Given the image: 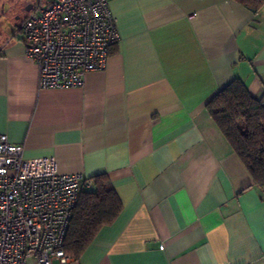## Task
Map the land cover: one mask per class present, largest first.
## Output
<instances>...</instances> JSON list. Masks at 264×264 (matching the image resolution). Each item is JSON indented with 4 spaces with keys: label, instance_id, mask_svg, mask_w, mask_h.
Returning <instances> with one entry per match:
<instances>
[{
    "label": "crops",
    "instance_id": "obj_1",
    "mask_svg": "<svg viewBox=\"0 0 264 264\" xmlns=\"http://www.w3.org/2000/svg\"><path fill=\"white\" fill-rule=\"evenodd\" d=\"M8 3L0 134L60 173H104L121 202L64 264H264V192L206 110L236 78L264 96V1L109 0L119 40L106 68L53 89L38 88L20 32L36 2L15 16Z\"/></svg>",
    "mask_w": 264,
    "mask_h": 264
},
{
    "label": "built area",
    "instance_id": "obj_2",
    "mask_svg": "<svg viewBox=\"0 0 264 264\" xmlns=\"http://www.w3.org/2000/svg\"><path fill=\"white\" fill-rule=\"evenodd\" d=\"M20 32L39 89L81 86L87 72L106 68L119 40L109 0H37ZM22 151L0 134V264H64L74 206L93 182L58 172L53 156L24 158Z\"/></svg>",
    "mask_w": 264,
    "mask_h": 264
},
{
    "label": "trees",
    "instance_id": "obj_3",
    "mask_svg": "<svg viewBox=\"0 0 264 264\" xmlns=\"http://www.w3.org/2000/svg\"><path fill=\"white\" fill-rule=\"evenodd\" d=\"M257 11L264 0H234ZM206 110L240 159L254 185L264 192V96L256 98L240 79L231 80L207 103ZM93 188L80 193L62 245L77 256L98 230L118 214L121 202L104 173L89 178Z\"/></svg>",
    "mask_w": 264,
    "mask_h": 264
},
{
    "label": "rangeland",
    "instance_id": "obj_4",
    "mask_svg": "<svg viewBox=\"0 0 264 264\" xmlns=\"http://www.w3.org/2000/svg\"><path fill=\"white\" fill-rule=\"evenodd\" d=\"M26 1L27 0H18L17 1V5L14 8L13 7V4H12L13 0H11V3H8L7 4V6L9 7V9L7 7L6 11L10 12V14L11 15H14V16L16 15V13L14 14V12H16L17 10L20 12L19 14H23L25 12V7H26L25 2ZM28 1H34V2H36L37 0H28ZM46 1H50V0H42V3H45ZM29 260H30V258L27 260V263H29Z\"/></svg>",
    "mask_w": 264,
    "mask_h": 264
}]
</instances>
